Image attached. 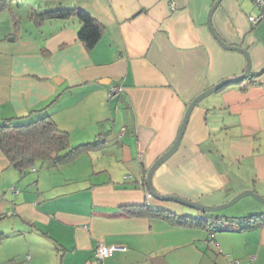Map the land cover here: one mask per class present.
Segmentation results:
<instances>
[{
  "label": "crops",
  "instance_id": "1",
  "mask_svg": "<svg viewBox=\"0 0 264 264\" xmlns=\"http://www.w3.org/2000/svg\"><path fill=\"white\" fill-rule=\"evenodd\" d=\"M7 1L0 120L49 116L83 146L24 171L0 148V264H264V224L214 231L134 212L147 204L209 215L148 197L146 175L176 140L189 103L247 67L246 56L222 47L209 29L215 0ZM55 8L85 10L103 35L88 48L77 16H40ZM256 12L251 0H222L213 12L215 31L247 49L252 67L195 105L180 146L154 172L158 192L206 205L246 189L264 197V21L248 18ZM249 196L243 216L229 217L264 211ZM100 243L126 249L97 261Z\"/></svg>",
  "mask_w": 264,
  "mask_h": 264
},
{
  "label": "trees",
  "instance_id": "2",
  "mask_svg": "<svg viewBox=\"0 0 264 264\" xmlns=\"http://www.w3.org/2000/svg\"><path fill=\"white\" fill-rule=\"evenodd\" d=\"M9 5L7 0H0V10ZM77 16L82 22L78 31L79 38L88 48L93 47L103 35V24L83 9L55 8L44 10L40 16L62 17ZM83 145L73 146L67 131L61 130L56 122L49 116L30 120L24 123H15L12 118L0 120V148L8 157L10 163L21 171L35 166L40 160L44 163L57 164L72 158ZM134 212L138 214L149 213L163 215L179 223L190 225L209 226L210 230L243 229L264 224V211L250 213L243 219L229 216L209 215L201 217L177 215L163 208H153L147 204L138 205ZM6 236L0 232V240Z\"/></svg>",
  "mask_w": 264,
  "mask_h": 264
},
{
  "label": "water",
  "instance_id": "3",
  "mask_svg": "<svg viewBox=\"0 0 264 264\" xmlns=\"http://www.w3.org/2000/svg\"><path fill=\"white\" fill-rule=\"evenodd\" d=\"M222 0H215L214 3L212 4V6L209 9L208 12V26L209 29L211 31V33L213 34V36L217 39V41L220 43V45L226 49H233V50H237L240 51L241 53H243L246 58H247V67L244 70L243 73H241L240 75L233 77V78H226V79H222L220 81H218L217 83H215L214 85H212L211 87H209L208 89L204 90L203 92H201L199 95H197L188 105L183 121L181 123L180 129H179V133L178 136L176 138V140L174 141L173 145L167 149V151H165L163 154H161L154 162L153 164L149 167L148 171H147V175H146V183L149 187V190L151 191V193L160 199H165V200H172V201H176L179 202L183 205H187L189 207H192L194 209L200 210L202 212H210V211H217L220 210L226 206H229L231 204H233L234 202H236L239 198H241L244 195H252L255 198H257L258 200H260L261 202L264 203V197L258 195L256 192H254L251 189H246L240 193H238L232 200L223 203L221 205H206L203 204L201 202L198 201H194L191 199H188L186 197L180 196V195H176V194H166V193H160L157 191V189L153 186V175L155 170L163 163L165 162L176 150L177 148L180 146L183 134L185 132L190 114L193 110V108L195 107V105L202 100L204 97H206L207 95L211 94L214 91H217L219 89H221L222 87H224L225 85L229 84L230 82H236L239 80H242L244 78H247L249 76L252 64H251V57L249 54V51L241 46H237V45H232V44H228L220 35H218V33L215 31L213 25H212V14L215 11V9L218 7V5L220 4ZM104 81V80H103Z\"/></svg>",
  "mask_w": 264,
  "mask_h": 264
},
{
  "label": "built area",
  "instance_id": "4",
  "mask_svg": "<svg viewBox=\"0 0 264 264\" xmlns=\"http://www.w3.org/2000/svg\"><path fill=\"white\" fill-rule=\"evenodd\" d=\"M254 7L257 9V12L254 13V14H250L248 16L249 18V21L254 25V24H257L258 22L260 21H264V0H251ZM171 7L172 8H175V3L172 2L171 3ZM118 90V87H113L111 89V95L116 91ZM147 196L148 197H151L152 196V193L151 192H148L147 193ZM126 247L123 246V245H107V244H104V243H100L97 247H96V250H95V256H96V259L97 261H101L103 259H105L107 256H109L113 251H116V250H125ZM233 264H240L238 260H234L233 261Z\"/></svg>",
  "mask_w": 264,
  "mask_h": 264
},
{
  "label": "rangeland",
  "instance_id": "5",
  "mask_svg": "<svg viewBox=\"0 0 264 264\" xmlns=\"http://www.w3.org/2000/svg\"><path fill=\"white\" fill-rule=\"evenodd\" d=\"M40 1V0H39ZM25 12H23L24 14ZM230 78H233V77H230ZM38 166L40 165L39 162H37ZM41 169H39L38 171H40ZM29 174H34L36 175V172H30ZM238 194V193H237ZM236 194V195H237ZM235 195V196H236ZM234 196V197H235ZM233 197V198H234ZM233 198H231L230 200H232ZM251 199H254L253 197H250L249 195H244L242 196L241 198H239L236 202H234L233 204L229 205V206H226L220 210H217V211H210L212 213H218V214H221L223 217L225 216H235V217H238V216H243V203H245L246 201H251ZM229 200V201H230ZM228 202V201H226ZM226 202H223V203H226ZM221 203V204H223ZM257 203V202H256ZM221 204H217V205H221ZM194 211V210H192Z\"/></svg>",
  "mask_w": 264,
  "mask_h": 264
}]
</instances>
